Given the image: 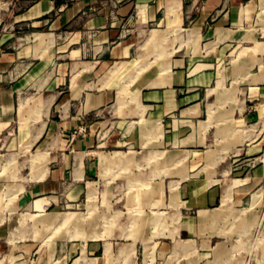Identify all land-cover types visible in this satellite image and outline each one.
<instances>
[{
	"label": "crops",
	"instance_id": "obj_1",
	"mask_svg": "<svg viewBox=\"0 0 264 264\" xmlns=\"http://www.w3.org/2000/svg\"><path fill=\"white\" fill-rule=\"evenodd\" d=\"M260 7V0H0V177L20 189L15 208L0 209V250L27 233L13 212L76 201L121 164L129 181L154 188L148 202L180 200L178 237L161 248L174 263L201 264L199 226L215 217L204 206L222 199L219 155L206 139L226 120L227 130L242 125L249 137L234 153L264 155ZM226 102L227 112L215 108ZM9 184L0 189L6 208ZM119 248L134 256L132 242ZM107 258L108 242H71L58 244L54 261Z\"/></svg>",
	"mask_w": 264,
	"mask_h": 264
},
{
	"label": "rangeland",
	"instance_id": "obj_2",
	"mask_svg": "<svg viewBox=\"0 0 264 264\" xmlns=\"http://www.w3.org/2000/svg\"><path fill=\"white\" fill-rule=\"evenodd\" d=\"M260 1L258 21L264 26V0ZM189 35L194 38L193 32ZM152 48L156 50L160 47ZM223 95L231 96V92L224 90ZM215 108L221 112L230 110L227 102L218 104ZM218 123L216 128H220L219 132L213 131L206 139L204 147L213 148L219 155L214 172L219 178L217 186L222 193V199L204 206L210 210L208 219L214 215L215 217L212 224L199 226V262L264 264V155L259 153L245 156L243 151L234 153L233 149L239 144H244L249 137L244 135L242 125H237L233 131L231 127L226 129L228 121L220 120ZM261 155L263 157L259 160ZM256 156L259 158H254ZM118 157L122 158V155ZM259 165L261 166L256 168ZM5 170L3 167L0 174ZM127 171L129 170L121 164H114L106 176L101 175L102 177L95 178L94 183L87 185L86 193L78 200L67 204L63 202L62 206L51 207L44 213L31 215L29 209L13 212V224H16L18 219V228H25L27 233L21 237L17 235V240L14 235V239L11 238L13 246L0 250V264H58V261H54L58 244L65 246V243L67 245L71 242L76 246L82 242L110 243L111 258L103 259L98 264H131V260L130 263L126 262L129 257L134 258L136 264L176 261V255L172 256L174 254L167 251L168 249L164 251L161 246L172 245L173 240L178 237L174 229L178 228L180 221V217H176V211L181 209L180 200L170 201L165 196L161 201L159 196L155 202H148L147 195L154 188L149 186V182L143 185L129 181L123 175ZM105 172L102 171L103 174ZM11 175L15 178L14 173ZM2 176L0 189L10 183L6 191L8 208L3 206L4 199L0 198L1 213L6 214L15 208L14 198L20 189L18 183L5 180ZM245 176L251 177L246 184L240 180L234 181V178ZM258 177L260 179H257ZM256 180L260 183H250ZM254 191L259 192L255 195L256 198L251 197ZM235 192L239 195L237 199ZM132 193L136 194L134 200H128ZM118 223L128 224V228L133 230L115 231ZM193 235L195 236V233ZM130 242L134 246V256L128 255L124 258L119 247ZM16 243L20 245L17 246ZM75 251L71 255L68 254V262L79 254L78 249ZM192 256L190 253L189 258ZM79 261L77 260L76 264ZM183 261L184 258L181 257L173 264H182ZM89 264H97L96 259L89 261Z\"/></svg>",
	"mask_w": 264,
	"mask_h": 264
},
{
	"label": "built area",
	"instance_id": "obj_3",
	"mask_svg": "<svg viewBox=\"0 0 264 264\" xmlns=\"http://www.w3.org/2000/svg\"><path fill=\"white\" fill-rule=\"evenodd\" d=\"M76 131H74L73 133H75Z\"/></svg>",
	"mask_w": 264,
	"mask_h": 264
},
{
	"label": "bare ground",
	"instance_id": "obj_4",
	"mask_svg": "<svg viewBox=\"0 0 264 264\" xmlns=\"http://www.w3.org/2000/svg\"><path fill=\"white\" fill-rule=\"evenodd\" d=\"M68 219V218H67Z\"/></svg>",
	"mask_w": 264,
	"mask_h": 264
}]
</instances>
